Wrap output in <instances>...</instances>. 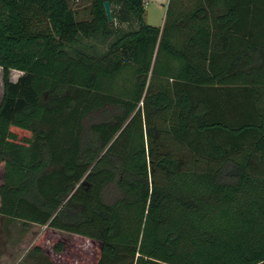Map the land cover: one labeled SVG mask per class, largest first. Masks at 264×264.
<instances>
[{"label":"trees","instance_id":"trees-1","mask_svg":"<svg viewBox=\"0 0 264 264\" xmlns=\"http://www.w3.org/2000/svg\"><path fill=\"white\" fill-rule=\"evenodd\" d=\"M144 12L0 0V215L45 227V264H264V0Z\"/></svg>","mask_w":264,"mask_h":264},{"label":"rangeland","instance_id":"rangeland-1","mask_svg":"<svg viewBox=\"0 0 264 264\" xmlns=\"http://www.w3.org/2000/svg\"><path fill=\"white\" fill-rule=\"evenodd\" d=\"M93 0H70V6L74 10L77 19H88L90 8L92 6ZM169 0H143L144 6V22L147 25L161 28L164 23L165 13L167 10ZM116 29H120V31L126 32L128 30H132L136 28L134 22L130 24L124 23H114ZM107 39L108 41L112 40ZM84 44L88 43L93 48H96L98 52L104 51L107 46L106 41L99 40H91V41H82ZM21 75L20 72L11 71L9 74L10 81L15 82L17 78ZM1 69H0V101L2 97V82H1ZM126 76L127 83L120 84L119 82H124L125 80L119 79L113 83L114 91H137L135 85H132L130 82L131 78ZM119 81V82H118ZM146 91V88L145 90ZM208 97L210 101V105L216 107L218 100L215 97ZM209 101L207 103H209ZM236 111V112H235ZM243 111L242 105L236 104V109L234 110V114L236 117H232L231 121L241 115ZM233 114V113H232ZM226 115V114H225ZM241 117V116H240ZM1 179V178H0ZM5 223L3 225L0 224V264H45V258L43 256H39L35 253H32V246L34 243H38L43 235L44 227H40L36 224H27L23 225V223L19 220H12L5 218ZM58 235L65 237L68 239V242H72L75 237L70 236L64 233H57ZM56 234V235H57ZM46 238V236L44 237ZM45 240V239H44ZM13 247V248H11ZM15 247V248H14ZM67 250L63 253L61 257L62 259H68ZM78 255H76L77 257ZM59 257L54 259L55 264H68L67 261L62 260ZM80 259V260H79ZM70 260V259H69ZM79 261H82L86 264H92L93 261L87 260L85 256H79Z\"/></svg>","mask_w":264,"mask_h":264},{"label":"water","instance_id":"water-1","mask_svg":"<svg viewBox=\"0 0 264 264\" xmlns=\"http://www.w3.org/2000/svg\"><path fill=\"white\" fill-rule=\"evenodd\" d=\"M105 16H106V20L109 24H111L113 22L112 16H111V10H110V6H109V2L105 1L102 4Z\"/></svg>","mask_w":264,"mask_h":264},{"label":"crops","instance_id":"crops-1","mask_svg":"<svg viewBox=\"0 0 264 264\" xmlns=\"http://www.w3.org/2000/svg\"><path fill=\"white\" fill-rule=\"evenodd\" d=\"M143 1V0H142ZM160 1V0H159ZM162 1V0H161ZM11 72V71H10ZM6 221H5V217H3V216H1L0 215V224L1 225H3L4 223H5ZM40 227H42V226H40ZM45 228V227H44ZM11 248H13V247H11ZM15 248V247H14Z\"/></svg>","mask_w":264,"mask_h":264}]
</instances>
